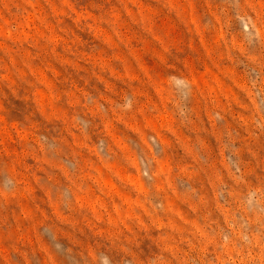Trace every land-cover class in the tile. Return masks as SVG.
I'll return each mask as SVG.
<instances>
[{"label": "rangeland", "instance_id": "1", "mask_svg": "<svg viewBox=\"0 0 264 264\" xmlns=\"http://www.w3.org/2000/svg\"><path fill=\"white\" fill-rule=\"evenodd\" d=\"M0 264H264V0H0Z\"/></svg>", "mask_w": 264, "mask_h": 264}]
</instances>
